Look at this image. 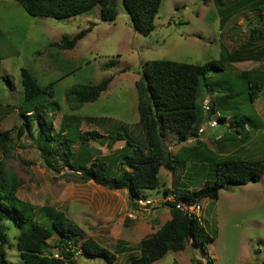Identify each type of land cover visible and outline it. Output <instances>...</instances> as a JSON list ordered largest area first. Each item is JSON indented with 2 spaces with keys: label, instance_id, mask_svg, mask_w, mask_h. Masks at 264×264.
<instances>
[{
  "label": "rangeland",
  "instance_id": "obj_1",
  "mask_svg": "<svg viewBox=\"0 0 264 264\" xmlns=\"http://www.w3.org/2000/svg\"><path fill=\"white\" fill-rule=\"evenodd\" d=\"M242 1L221 0L220 4L217 0H161L154 29L143 35L132 25L122 0H117L118 15L113 22L100 19L99 6L71 18L55 19L29 16L17 1L0 0V133L7 132L0 141L6 146L0 147V161L17 182L18 198L34 206L38 220L48 219L47 212L62 211L84 230L86 237L115 252L117 264H127L129 257L138 256L140 239L156 231L165 219L163 202L172 197H165L163 189H169L176 179L190 188L212 180V168L199 164L198 159L185 158L184 151L199 146L205 155L216 158L264 159L263 88L253 102L241 93L231 99L232 107L222 106L228 118L242 111L253 115L258 119L257 128L246 126V133L239 135L235 132L237 126L227 121L216 127L204 123L196 142L166 137L168 158L179 160L172 163L173 169L161 167L157 188L145 190V197L152 201L147 211L130 208L126 190H109L79 178L83 168L102 157L109 161V174L117 175L113 158L124 141H115L112 135L130 134L139 121L134 82L148 61L202 64L219 60L223 69L211 71L208 79L216 91L227 84L243 90L245 72L248 78L257 77L264 85V1L240 5ZM88 25H93L92 30L72 49L47 47ZM233 57L240 61H232ZM111 60L115 61L112 67L107 65ZM21 68L32 72L40 85L56 81L52 97L41 95L31 107L37 104L58 142L65 135L70 137L71 161L76 168L65 164L56 143L49 146L53 150L50 164L43 159L35 121L30 129L26 127L17 135L18 114L31 110H25ZM106 77L111 78L108 89L95 101L76 110L71 107L65 96L68 88L97 84ZM205 99L210 105L215 96L208 95L203 86L196 103L202 106ZM216 116L211 115L212 120ZM72 117L81 120L80 132L97 130L100 125L92 117L104 118L101 127L109 126L110 134L98 129L103 137L81 144L70 133L75 124ZM132 134L135 137L136 131ZM133 141L141 143L138 138ZM199 206L200 217L213 240L206 242L204 249L188 244L182 251L168 252L154 264H172L173 258L177 264H264V173L257 182L225 186L217 199H203ZM4 224L8 260L25 264L16 248L18 227L7 219ZM48 241L52 247L47 251L55 253L54 239ZM73 259L74 264H105L99 257L87 259L76 254Z\"/></svg>",
  "mask_w": 264,
  "mask_h": 264
},
{
  "label": "trees",
  "instance_id": "obj_2",
  "mask_svg": "<svg viewBox=\"0 0 264 264\" xmlns=\"http://www.w3.org/2000/svg\"><path fill=\"white\" fill-rule=\"evenodd\" d=\"M15 1L32 17L71 18L86 13L95 6H99V16L102 21L113 22L118 15L117 0ZM122 1L135 29L143 35H149L154 29V18L161 0ZM217 1L221 4V0ZM251 3L253 0H243L240 5ZM92 28L93 25H88L72 37L63 35L59 41H53L47 47L72 49ZM231 60L240 61L238 57H233ZM107 65L112 67L115 61L111 60ZM221 69L223 68L219 60H209L202 64L166 59L148 61L139 79L134 82L144 143L134 142L127 133L115 132L112 135L113 140L124 141L123 147L113 158L114 163L117 164V175L109 174V161L107 157H102L94 158L88 167L83 168L79 178L85 182L93 181L109 190H127L130 208H135L136 200L146 196L145 190L157 188L160 168L173 169L175 166L173 167L172 163L179 160V157L176 160L168 158L165 144L168 135L174 136L177 142L197 138L200 126L217 112V122L227 121L236 125L235 132L239 135L246 133V126L257 128L258 119L253 115L242 111L234 112L235 114L228 118V113L222 111L224 108L222 106H231V99L241 93L247 94V99L253 102L264 88L263 82L257 77L248 78L249 73L245 72L242 73L245 80L243 90H235L233 86L227 84L221 91H216L208 82L209 74L211 71H221ZM20 77L24 101L27 105L25 110H31L18 114L20 124L17 135L20 136L26 127L30 129L35 121L43 159L50 164L53 150L49 146L56 143L57 151L62 152L65 164L76 168L71 161L73 153L69 143L70 137L65 135L63 140L58 142V137L52 134V127L43 118L41 110L37 109V104L31 107L41 95L47 94L52 97L56 81L40 85L33 73L26 68H21ZM110 81L111 78L106 77L97 84L73 85L66 90V99L76 110L84 103L95 101L107 90ZM203 86L208 95L215 96V101L208 105L207 111L196 103L197 94ZM71 119L75 124L70 133L72 136L75 135L81 144L87 145L89 140L103 137L96 130L80 132L81 120L77 117ZM62 128L61 126L60 129ZM64 130L65 128L62 131ZM4 137H7V132L0 133V141ZM0 147L6 149L5 144H1ZM184 152L185 158L198 159L199 164H208L213 171L212 180H207L198 188H190L184 185L183 181L176 179L172 181L169 189H163L165 197H172V200L163 202L169 210L170 218L156 231L140 239L137 245L139 255L129 257L127 264H153L168 252L182 251L188 244L201 245L204 249L205 243L213 240L205 229L207 223L200 217V213L190 214L185 207L199 205L203 199H217L220 189L225 186L229 188L232 185L257 182L264 173L262 158L244 159L240 156H232L223 159L205 155L199 149ZM165 159L168 160L164 161ZM180 163L184 167V163ZM17 188L14 177L6 171L3 162L0 161V264H11L6 254L5 219L12 221L19 229L16 248L25 264H74L73 258L76 254L87 259L102 258L105 264H117L115 252L104 248L95 239L86 237L84 230L64 212H47L50 213L48 219L38 220L34 206L18 198ZM50 238L54 239L53 247H56L58 257L47 251L52 247L48 241ZM172 264L177 262L174 261Z\"/></svg>",
  "mask_w": 264,
  "mask_h": 264
},
{
  "label": "built area",
  "instance_id": "obj_3",
  "mask_svg": "<svg viewBox=\"0 0 264 264\" xmlns=\"http://www.w3.org/2000/svg\"><path fill=\"white\" fill-rule=\"evenodd\" d=\"M208 105H209V101L208 99H205L202 103V106L204 107L205 111H207ZM204 123L209 127H215L217 125V120L216 119L212 120V118H210V119H207ZM203 130H204V127L200 126L199 133L203 132ZM135 203H136V206L134 210H137V212L147 211L152 205V201L148 199L147 197L139 198L136 200ZM185 209H187L188 213L190 214L195 213L196 215H198L200 213L201 207L197 204V205L190 206L188 208L185 207ZM53 256L58 257V253L55 251V253H53Z\"/></svg>",
  "mask_w": 264,
  "mask_h": 264
},
{
  "label": "crops",
  "instance_id": "obj_4",
  "mask_svg": "<svg viewBox=\"0 0 264 264\" xmlns=\"http://www.w3.org/2000/svg\"><path fill=\"white\" fill-rule=\"evenodd\" d=\"M107 89H108V88H107ZM97 119H98L97 121H96V118H93V117H92V119H91V120H93V121L95 120V122H97L98 125H100V126L97 128V130H96V129H95V130L98 131V129H102V131H103L105 134L109 135V134H110V131H111V130H108V129H107V128H109V126H106L105 128H102V127H101V126H104V123H103V122H104V121H103L104 118H101V117L98 118V117H97ZM81 125H82V124H80V128H81ZM134 131H136V136H135V137H134L133 134H132ZM108 133H109V134H108ZM128 135H129L133 140H134V138H138L139 141H141V143H139V144H143V143H144V133H143V130H142L140 124H139V121L135 123L134 130L131 131L130 134L128 133ZM197 138H198V137H197ZM197 138H192V139L190 138L191 140L187 139L186 141L189 142V141H193V140H194V142H196V141H197ZM198 145H199V143H198L197 145H195V146H198ZM191 149H196V148H191ZM198 149L200 150L201 148L198 146ZM123 190H125V189H123ZM126 192H127V190H126ZM127 195H128V193H127ZM162 201H163V200H162ZM162 212H163V214L166 213V216L164 215V218H165L164 221H163V223H164L166 220H168V219L170 218V213H169V210H168V208H167L166 206H165V208H163V211H162ZM168 213H169V215H167ZM163 223H162V224H163ZM151 226H152V225L149 226V229H150V230H151V228H152ZM159 227H160V226H159ZM159 227H158V228H159ZM137 250H138V249H137ZM131 251H132V250H131ZM138 255H139V251H138ZM174 261H175V260H174V258H173V262H174ZM173 262H172V263H173ZM153 264H154V263H153Z\"/></svg>",
  "mask_w": 264,
  "mask_h": 264
},
{
  "label": "clouds",
  "instance_id": "obj_5",
  "mask_svg": "<svg viewBox=\"0 0 264 264\" xmlns=\"http://www.w3.org/2000/svg\"><path fill=\"white\" fill-rule=\"evenodd\" d=\"M217 116H218V112H217ZM217 116H216V117H217ZM217 123H218V122H217ZM215 127H216V126H215ZM198 133H199V132H198ZM199 134H200V133H199Z\"/></svg>",
  "mask_w": 264,
  "mask_h": 264
},
{
  "label": "water",
  "instance_id": "obj_6",
  "mask_svg": "<svg viewBox=\"0 0 264 264\" xmlns=\"http://www.w3.org/2000/svg\"><path fill=\"white\" fill-rule=\"evenodd\" d=\"M164 161H166V159Z\"/></svg>",
  "mask_w": 264,
  "mask_h": 264
}]
</instances>
